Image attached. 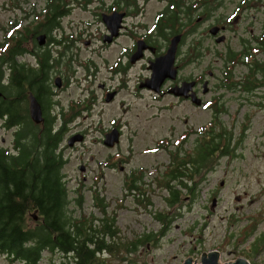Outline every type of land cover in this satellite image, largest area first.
Instances as JSON below:
<instances>
[{
	"label": "rangeland",
	"instance_id": "rangeland-1",
	"mask_svg": "<svg viewBox=\"0 0 264 264\" xmlns=\"http://www.w3.org/2000/svg\"><path fill=\"white\" fill-rule=\"evenodd\" d=\"M143 1L139 0L140 3ZM242 2L208 0L210 6L195 7L192 15L190 25L197 26L196 33L187 37L184 50L190 44H198L204 56L192 61L182 74L199 78L205 73L209 78L206 93H201L206 107L190 100L179 102L171 94L158 96L159 92L154 89L139 87L150 73L146 67L149 64L147 58L139 59L132 66L126 86H121V78L118 74L113 76L111 66H115L116 58L122 55L123 47L131 45L132 39L125 34L113 44L102 41L105 26L96 14L99 10L97 0L86 8L73 7L63 18L62 28L54 30L57 39L63 38L64 32L69 36L75 31L77 36L82 33L76 56L72 37L68 48L59 47L56 42L52 44L54 52L58 49L65 54L63 64L56 67H77L75 85L62 89L60 93L62 104L68 108L73 97L75 100L87 99L92 89L97 93L91 110L76 118L75 124L70 121L73 128L82 129L86 136L76 145L66 147L63 144L62 152L67 163L62 171L69 186L74 217L81 218L86 225L92 222L100 225L102 218L116 217L117 234L110 238L113 248L99 255L101 264H182L188 256L199 262L202 253L209 249L220 251V262L246 256L252 264H264V85L246 90L239 81L247 77L249 67L246 61H252L256 56L264 62V38L254 37L264 36V1L250 0V6H239ZM160 6L161 3L154 0L144 11ZM32 10L33 13L28 14ZM43 13V0H0V52L12 44L11 38L24 25L35 27L43 19ZM199 15L203 20L198 22ZM227 16L230 17L227 21L230 28L224 30V40L216 41L209 33V27L213 23L224 24ZM181 18L187 25L183 11ZM153 26L152 20L143 22L140 28L134 26L133 30L143 34ZM86 40L90 42L86 43ZM245 45L251 46L250 53L244 56L245 61L238 62L234 54L227 66L226 54L232 50L240 51ZM146 53L148 57L152 55L150 51ZM23 57L32 63L36 61L31 54ZM210 70L213 74L209 73ZM261 75L262 71L258 73ZM252 80L254 85L260 83L253 76ZM101 82L121 86L112 100L104 98ZM112 96L111 93L109 97ZM214 100L217 101L212 107ZM216 107L225 109L218 117L214 116L213 108ZM2 120L0 118V141L11 146L13 130L5 127ZM113 127L120 128L123 133L118 143L108 146L103 139ZM215 130L225 138L223 148L226 144L227 148L216 156L215 166L200 181L196 196L191 197L186 189H182L180 200L171 204L166 186L170 150H177V147L182 151L192 149L198 138L207 139ZM159 143H166L167 148L159 147ZM182 151H179L180 155ZM123 154L130 160L127 165H134L145 173L146 182L139 183L145 192H133L124 185L125 171L116 164L118 160H124L121 159ZM80 164L86 165L85 170ZM85 175L88 179L81 188L82 183L78 184L75 176L78 179ZM200 177L197 175L195 179ZM95 192L103 193V199H97L96 204L92 196ZM97 202L105 203V212ZM260 237L263 241H259ZM138 239H141L138 248L128 250L130 243ZM64 257L60 251L45 250L38 264ZM0 264L26 263L12 261L0 253Z\"/></svg>",
	"mask_w": 264,
	"mask_h": 264
},
{
	"label": "trees",
	"instance_id": "trees-1",
	"mask_svg": "<svg viewBox=\"0 0 264 264\" xmlns=\"http://www.w3.org/2000/svg\"><path fill=\"white\" fill-rule=\"evenodd\" d=\"M64 13L63 9L60 15ZM57 16L51 9L46 10L43 22L40 21L35 27L24 25L11 38L12 44L0 52V89L3 91L0 97V117L6 116L4 125L7 128L17 126L14 149L10 151L8 146L0 143V253L12 261L38 264L45 250L60 251L65 256L63 259L51 258L46 264H101L99 255L113 248L110 238L117 234L116 217L107 219V225L95 222L86 225L81 218L75 222L70 208L69 186L62 171L67 159L61 147L71 119L59 121L53 116L52 119L46 118L45 127H41L29 116H25L27 106L23 96L21 99L16 96L14 107L10 102L14 93L10 82L18 86L16 91L23 90L18 92L19 96L33 87L49 95L45 75L50 67L63 64L65 54L61 50L54 52L52 47L43 48L36 40L35 33L40 30L49 31L50 40L59 43V47L68 48L69 43L64 41L65 38L57 39L53 35L54 29L60 28ZM29 44L33 48L31 53L36 56L35 63L18 59V55L30 49ZM250 48V45H245L240 51H229L226 54L227 66L234 59V54L238 62L245 61L244 56L250 53ZM246 62L249 70L247 77L239 80L241 86L250 90L264 85V62L256 56ZM260 71L262 75L258 76ZM252 76L254 80L260 81L258 85L253 84ZM92 103L89 101L88 106L75 104V116L90 108ZM51 104L52 99L46 102V108ZM219 112L215 108L214 116L218 117ZM224 144L225 138H221L215 130L207 139L198 138L192 149L182 151L181 147H177V150H170L171 164L166 186L171 204L180 200L182 189H186L191 197L196 196L200 181L214 168L216 156L227 148V144L223 148ZM165 146L167 148L166 143ZM179 151L183 154L180 155ZM197 175L201 177L195 179ZM127 185L131 191L142 189L138 181ZM101 206L105 212V203L102 202ZM260 240L263 241V238L260 237ZM139 242L141 239L132 241L128 250L137 249ZM256 246L257 243L254 244Z\"/></svg>",
	"mask_w": 264,
	"mask_h": 264
},
{
	"label": "flooded vegetation",
	"instance_id": "flooded-vegetation-1",
	"mask_svg": "<svg viewBox=\"0 0 264 264\" xmlns=\"http://www.w3.org/2000/svg\"><path fill=\"white\" fill-rule=\"evenodd\" d=\"M94 1L95 0H81V1H78V0L77 1L76 0H43V2H44L43 19L46 16V10L51 9L53 14L58 15L57 17H58V21H60V28H62L63 18L66 17V15L71 12L73 7L77 8L78 6H81L82 8H86L89 4H92ZM97 1H98V3L96 5V7L99 8V10L96 11V14H97L98 18L100 19V21L104 22L103 24L105 26V31L101 35L102 41L104 43L108 42L110 44H113V43L117 42V40L120 36L125 35V34L129 35V37L132 39L131 45H126L125 48L123 47L122 55H119L116 58V60L118 62L115 64V66H113V67L111 66V70L114 71L113 76L118 74L119 77L121 78V81H120L121 86H126V83H127L126 78L128 76H130V74L132 73V69L134 68L132 66L139 59L147 58L148 62H150L152 59H154V58L156 59L160 55L166 54L171 43L175 40H178L177 51H176V56H175V66H176L175 67L176 68L175 76H171V75L166 76L164 78L162 84H161L160 90H156L155 88H152V87H149V88L154 89L155 91L159 92L158 96L163 97L165 94H171V95H174L175 97H177L179 102H181L182 100H190L192 102L193 98L191 95L186 96L184 94H177L174 91H170V88H173V87L175 88V87H179V86L186 87L187 82L195 81L194 85H192V87L188 90V92L191 93L194 91L197 95V98H199L201 100V103H197L196 101H193L194 103L200 105V107H202L204 105L207 106V103H206V101H204L203 97L201 96V93L202 92L206 93L207 88L209 87V82H210L209 78L205 76V73L200 74L199 78L193 77V75H191V74L190 75H183L182 70L185 67H187L192 61L199 60L200 59L199 57L204 56V53L200 50V47L198 46V44L196 46L190 44L189 48L186 51L184 50V45L187 43V37L191 36L193 33H196L197 26L191 27V25H190L191 21H192V15L194 13L195 7L196 8L198 7L201 9L205 6L206 7L210 6L207 3L208 0H156L158 3L159 2L161 3V6L157 7L156 9H154L152 11H149V12L144 11V10L154 0H144L142 3H140L139 0H97ZM249 1L250 0H243L242 4L239 6H243V5L250 6V4L248 3ZM219 3H221V1H219ZM63 9H64L65 13L63 15H60V13L63 11ZM114 11L123 12L124 15H123V19L121 22V26L119 28V34L114 35L112 40L109 41L106 38L110 37L109 35L113 33V30H111L109 28L107 22L103 19V17H104V14H111ZM182 11L186 17L185 20H188L187 25H185V22H184V20H182V18L180 20V14ZM30 13H33V10L28 11V14H30ZM201 17L202 16L199 15L196 18L198 22L203 20ZM139 18H141L142 20ZM137 19H139V20L136 21ZM229 19H230V17L227 16L224 24L213 23L210 25V27H209V33L210 34H212L210 32V28L212 26H214V25L220 26V29L218 30V32L216 34H212L215 37L216 41H217V37L219 35L225 34L224 30H228L230 28V25L227 23V21ZM42 20H41V22H43ZM152 20H153L154 26L152 29L148 28L147 33L142 34V33H138L135 30H133L134 26H136L137 28H140L142 26L143 22L148 23V22H151ZM134 23H136V24L134 25ZM55 29H57V28H55ZM192 29H194V31ZM80 30H82V29H80ZM76 32L77 31H75V34H74V32H72L71 36L67 35L68 33H66V32H64V35H63V38H65L64 40L68 39V42L70 41L69 40L70 37H72V39H75V56L79 54V46H80L79 45V39L81 38V34H82L81 32H79V35L77 36ZM42 33H46L47 38L45 40V43L42 45L40 44V45L43 48L52 47L54 49L52 44H54L55 41L50 40L51 32L46 31V30L38 31L37 33H35L36 40H38L37 39L38 36ZM73 37H75V38H73ZM225 37H226V35H225ZM254 37L258 38V39L264 38L263 35H254ZM70 42L72 43V40ZM89 42H90V40H86V43H89ZM199 42L201 44L202 40L200 41V39H199ZM56 45L59 46V43H57ZM143 45H144V48H142ZM28 47L30 49L25 54H31L35 58L36 56L33 53H31L33 48L30 45H28ZM140 49L143 52V56L141 58L133 61L132 60L133 55L135 53H137ZM148 51H150L152 54L149 57L146 53ZM25 54L18 55V59H20L21 61L22 60L27 61V63H31L28 60L24 59L23 55H25ZM19 56H22V58H20ZM124 56L127 57L126 60H124ZM35 60H36V58H35ZM123 63L125 64L124 67L119 66V64H123ZM60 65H62V64H60ZM60 65H55V67H50L47 70V73L45 75L46 76L45 82L47 83L48 91H49L48 96L44 91L41 92L40 90L36 89L35 87L28 88L26 91H24V93H22L19 96L18 92L20 93L23 90L16 91L18 86L16 84L11 85V82H10V86H12V90L14 92L10 98L11 105L13 107L15 106L16 96H18L19 99H21L23 96V99L25 101V105L27 106V111L25 112V116H27V117L29 116V118L32 119L35 124H38L41 127L44 126L46 118L52 119L53 116H56L59 119V121L60 120L63 121L65 118H70L71 121H74V124H75V119L80 117L81 115H85L86 114L85 112H89L91 110L92 106L95 104V101L97 98L96 91L92 89L89 92V94L87 95V99L79 98V99L75 100V97H73L72 100H70L69 104H67L68 108H65V105H64L65 103L63 102L64 104H62L59 96H60V93L62 92V89L67 88L68 86L75 85V81H76L75 76L77 75V72H76L77 67H56V66H60ZM149 65L150 64H147L146 67H149L150 73H149V75H146L144 80L141 82L147 81L152 76L154 68L150 67ZM35 66H36L35 67L36 69L39 68V67H37V64H35ZM86 69L88 70L89 67H86ZM126 70H127V72H126ZM209 73L213 74V71L210 70ZM8 75H9V71H8ZM226 76H228L227 73H226ZM7 80H8V76H7ZM9 81H10V77H9ZM100 87L103 88L104 98H106L107 101L112 100L116 96V94L120 91V87H115L111 84L107 85L106 82H101ZM139 87H141V84H139ZM145 87H147V86H145ZM183 90H185V88ZM111 93H113V96L111 99H108V96ZM32 95L35 96L36 99L41 104L42 113L44 116V120L42 122H36L33 119V116L31 113V96ZM2 96H0V97H2ZM219 96H221V95H219ZM50 99H52V104H51V106L49 105L50 106L49 108H46V102ZM89 101H93L90 108L85 109L84 111L78 112V113H80L79 116H75V104L82 103L83 106H88ZM215 101H217V100L212 101V103H211L212 107H213V104L215 103ZM59 106H61L60 111H58ZM206 106H204V107H206ZM216 109H219L220 111L225 110V109H222L219 107H216ZM66 110H69V112ZM213 110L215 112V108H213ZM4 117H6V116H4ZM4 117H0V118H3V120H2L3 124L5 121ZM56 124L58 125L59 123H56ZM16 128H17V126H13L10 128V130L11 129L13 130V143L11 146L5 145L0 141V143L2 145L6 146V147L8 146L10 151H12L14 149V132H15ZM70 128H71V130H70ZM120 128L122 129V125L120 126ZM69 130H70V132L68 133L67 131H69ZM67 131H66L67 134H65V136H64V140L62 142L61 147L63 146V144L64 145L66 144V147H68V145H70L69 144L70 137L73 134L80 133L79 131H82L81 133L86 136V133L82 129L76 130L75 128H73V126L70 122L67 125ZM122 133H123V131L121 130L120 136L122 135ZM120 139H121V137H120ZM78 141L79 140H77L73 145H76ZM73 145H70V146H73ZM158 146L159 147L165 146V143H159ZM121 159H124V160L123 161L118 160L116 164H117V166H120V168L125 171L124 176H123L124 185L130 184L131 182H134V181H138V183H143L142 181H144V183L146 182L144 172H141L138 169V167H136L134 165H127L128 163H130V160L128 159V157L126 155L123 154ZM122 162H124V163H122ZM169 162H170V160H169ZM81 166H83L84 170H85L86 165L82 164ZM167 168H168V166H165V169H167ZM167 172H168V170H167ZM95 177L97 178V175ZM87 179H88L87 175L82 176V177L79 176L78 179H77V176H75V180L78 181V184L82 183L81 188H83L84 183L86 182ZM168 179H169V177H168ZM96 186L97 185H95V187L93 188V190H91V192H93L95 190ZM102 195H103L102 192H95L92 194L93 199L95 200V204H96L97 199H103V197H101ZM83 198H84V195L82 196V199ZM76 199H79V197H77ZM101 204H102V202H97L98 207H100ZM77 219L78 218H76V215H75V222L77 221ZM107 219H108V217L102 218L101 219L102 223L100 225H102V224L107 225L109 223V221ZM95 220H99V219L95 218ZM115 225H116V221H115ZM252 248H253V246L251 245L250 249H252ZM209 250H207V251H209Z\"/></svg>",
	"mask_w": 264,
	"mask_h": 264
},
{
	"label": "water",
	"instance_id": "water-1",
	"mask_svg": "<svg viewBox=\"0 0 264 264\" xmlns=\"http://www.w3.org/2000/svg\"><path fill=\"white\" fill-rule=\"evenodd\" d=\"M123 12L114 11L111 14H104L103 19L107 22L109 28L113 30V33L110 34L108 38L109 41L112 40L114 35L119 34V28L121 26V22L123 19ZM220 29L219 25H214L210 28V32L212 34H216L218 30ZM47 38L46 33H42L38 36V43L44 44L45 40ZM225 39V34H221L217 37V41H221ZM177 44L178 40H175L171 43L169 46L167 53L162 54L156 59H152L149 62V66L153 67V73L152 76L144 82H141V86H147L155 88L156 90H160L161 84L164 80V78L168 75L175 76V56L177 51ZM143 56L142 50H139L137 53H135L132 57V60L135 61ZM195 81L187 82L186 87L179 86V87H173L170 88V91H174L177 94H184L186 96L191 95L193 98V101H196L197 103H201V100L197 98L196 93L193 91L191 93L188 92V90L194 85ZM185 88V90H183ZM176 90V91H175ZM183 90V91H182ZM113 94V93H112ZM3 95V91L0 90V96ZM110 96V95H109ZM108 96V99L111 97ZM31 113L33 116V119L36 122H42L44 120V116L42 113V108L40 102L36 99L35 96H31ZM120 134L121 130L118 127H113L109 131L105 133L104 136V143L108 146H114L116 143L120 141ZM84 138V134L77 133L70 137L69 144L73 145L77 140H82ZM81 169L84 170V167L81 166ZM35 218L37 219L38 216L35 215ZM220 251L218 249H210L209 251H204L201 256V260L194 261L191 256H188L185 258L182 262V264H252L249 258L246 256H238L234 260L226 261V262H220Z\"/></svg>",
	"mask_w": 264,
	"mask_h": 264
}]
</instances>
